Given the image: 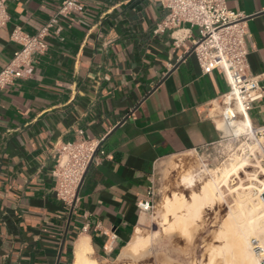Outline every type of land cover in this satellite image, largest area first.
<instances>
[{"label":"crops","instance_id":"0c3cea01","mask_svg":"<svg viewBox=\"0 0 264 264\" xmlns=\"http://www.w3.org/2000/svg\"><path fill=\"white\" fill-rule=\"evenodd\" d=\"M62 1H7L0 70L19 48L14 28L37 33ZM82 2L86 11L47 37L33 76L0 89V264H75L81 242L99 262L118 258L152 224L139 202L158 162L229 133L221 113L230 85L190 54L196 27L185 24L176 46L170 30L154 32L167 12L162 0ZM228 6L247 15L250 71L263 73L264 0ZM247 122L264 125V97ZM74 140L101 141L105 153L70 206L56 194L53 167L61 144Z\"/></svg>","mask_w":264,"mask_h":264},{"label":"built area","instance_id":"2783aa9c","mask_svg":"<svg viewBox=\"0 0 264 264\" xmlns=\"http://www.w3.org/2000/svg\"><path fill=\"white\" fill-rule=\"evenodd\" d=\"M7 1L0 0V29L11 18ZM162 3L167 12L157 22L154 32L170 30L175 45L181 46L187 34L180 31H190L184 25L189 24L198 29V35L193 38L189 48L190 54L195 55L204 73L218 70L227 78L230 89L222 99V122L237 127L236 123L241 121L240 116L243 113L249 114L254 104L264 97V72L253 74L249 67L247 38L250 32L247 15L231 9L228 0H162ZM85 11L86 6L82 0H63L55 14L37 33H28L20 26L15 27L11 39L19 44V48L0 70V89L14 84L16 80L31 78L36 55L47 52L46 39L62 30L61 19L73 20V14H83ZM248 135L257 138L264 162V125H252ZM104 153L101 141L74 140L62 143L53 167L58 198L71 206L77 198L78 188L91 160L94 161L98 154ZM154 200L153 184L148 189L147 198L141 200L139 206L144 211H150ZM260 256L264 264V253Z\"/></svg>","mask_w":264,"mask_h":264},{"label":"rangeland","instance_id":"374dc122","mask_svg":"<svg viewBox=\"0 0 264 264\" xmlns=\"http://www.w3.org/2000/svg\"><path fill=\"white\" fill-rule=\"evenodd\" d=\"M242 118L243 115L240 116V119ZM247 123L248 122H240L237 124L240 132H243L245 128H247ZM248 145L254 147V156L251 157V163L244 172H239L237 175L230 176L226 179V182L222 185L224 191V197L222 199L218 200L215 205L213 204L212 208L208 205L205 206L207 208L204 207L199 217L190 221L186 228L176 223L171 224V222L174 221L172 213H169L168 221L166 220L164 201L167 197L174 193H182L190 200V196L193 192H199L207 179L211 176H217L223 166H225L234 155L242 154L243 149L247 148ZM261 158H263V152L255 136L248 135L247 133H241L239 136H236L231 132H225L224 137L214 144L181 152L159 161L156 165L154 174V206L149 211L152 224L148 229L143 230L144 235L149 239L146 247L147 253L143 256L146 261H144L143 257H135L132 261H137L139 264H192L191 261H193L192 257L194 254L196 264H209L212 244L218 246V243L221 244L223 242L221 232L224 230L225 224L229 221V213L236 215L237 217H235L239 218L238 222L241 221V224L244 223L242 225L246 227V230L250 229L251 224H249V222L252 221L251 223H254L260 219H264L263 205L256 207H252V204L240 205L237 201L238 197H236L238 196V189H240L242 185L246 186L250 179H254L255 175H257L255 180H259L258 182L264 179V162H262L263 159L261 160ZM186 171H193L194 174H197V181L192 187H187L180 183L181 177ZM235 189L237 190L235 191ZM261 196L260 199L264 200V197ZM246 224L248 225L246 226ZM263 232L264 230L257 231L256 233L259 235L255 236V233L252 238L253 251L259 252L260 250V253H255L258 254V257H261L260 255L264 253V251H262V249H264ZM206 247H208L209 252ZM119 256L116 258L117 260L100 262L103 264L114 261L119 262ZM215 256L216 254H214V257ZM217 257L218 258L215 257L210 264L214 262V264L225 263L221 256L217 255ZM139 258L140 260L142 258V261H140ZM260 260H262V258H260Z\"/></svg>","mask_w":264,"mask_h":264},{"label":"bare ground","instance_id":"6f19581e","mask_svg":"<svg viewBox=\"0 0 264 264\" xmlns=\"http://www.w3.org/2000/svg\"><path fill=\"white\" fill-rule=\"evenodd\" d=\"M242 115H243V118L241 119L240 122L246 123L247 113L245 114L243 113ZM238 123H236V125ZM225 126L228 129L229 133L231 132L232 134L236 136H239L241 133L249 134L250 127H251L247 125V128H245L243 132H240L239 127H234V126H230L227 124H225ZM253 149H254L253 146L248 145L247 148L243 149L242 154L234 155L230 159V161H228V163L225 164V166H223V168L219 171V174L217 176H211L209 179H207L204 182L199 192H193L191 194L190 200H188L186 196L182 193L181 194L174 193L173 195L167 197L164 201V207L166 211V215H165L166 220L168 221L169 213H172L174 221L173 222L169 221V222H171V224L176 223V224L182 225L183 227L186 228L187 225L190 223V221L196 219V217H199L200 213L202 212V209L205 206L208 205V206H211L212 208L213 204L215 205V203H217L218 200L224 197V191L222 189V185L224 184V182H226V179L229 178L230 176L237 175L239 172H244L245 169L249 166V164L251 163V157L254 156ZM256 176L257 175L254 176V179H250L246 186L242 185V187L238 189V191H240V192L237 191L238 196H236L238 197V200H237L238 204L240 205H245V204L251 205L252 204V207H256L259 205L264 206V200L262 199L263 200L262 201L260 199V196L264 193V179H261V181L258 182L259 180L257 181L255 180ZM196 181H197V174H194L193 171H186V173L182 175L180 183L182 185H186L187 187L188 186L192 187L195 185ZM236 190L237 189H235V191ZM262 196L264 197V194ZM232 212H235V211H232ZM235 216L236 215H233L232 213L228 214L229 221L225 224L224 230H222L221 232L223 242L221 244L218 243L217 244L218 246H214L215 244L214 245L212 244V247L210 249L212 255L210 254L209 264L210 262H213V259L215 257L218 258L217 255L221 256V258L225 262L224 264H263L262 260H260L261 257H258V254H255L257 251L254 252L252 249V242H253L252 238H253V234H255L257 231L264 230V219H260L257 222L253 221L254 223H251L252 222L251 221L252 218H251L250 220L251 222H249V224H251L250 229L246 230V227L242 225L244 223L241 224L240 223L241 221L238 222L239 218H236L237 216L236 217ZM247 225L248 224H246V226ZM257 235L259 234L256 233L255 236ZM148 242H149V239L148 237H146V235H144L143 230L138 229L136 233L134 234L133 238L123 248L122 252L120 253V256H119L120 261L119 262L117 261L107 262L104 264H139L137 261H132V260L135 257L145 256V254L147 253L146 247L148 245ZM206 248L208 250V247ZM90 250H91L90 247L85 242L79 243L76 249L75 264H103L99 262L97 259L91 258L88 255ZM207 250H206V253H207ZM259 253H260V250H259ZM214 254H216L215 257H214ZM143 258H144V261H146L145 257ZM192 258H193V261H191L192 264H196V261L194 259V254ZM221 258H220V261H221ZM140 261H142V258ZM214 263H211V264H214Z\"/></svg>","mask_w":264,"mask_h":264},{"label":"water","instance_id":"95a60500","mask_svg":"<svg viewBox=\"0 0 264 264\" xmlns=\"http://www.w3.org/2000/svg\"><path fill=\"white\" fill-rule=\"evenodd\" d=\"M190 53H191V52H190ZM263 85H264V81H263ZM92 162H93V159L91 160L90 164H91ZM90 164H89V166H90ZM89 166H88V168H89ZM88 168H87V170H86V172H85V174H84V176H83V178H82L81 184H82V182H83V180H84V177H85V175H86V173H87V171H88ZM81 184H80V186H81ZM80 186H79V188H80ZM79 188H78L77 196H78V193H79Z\"/></svg>","mask_w":264,"mask_h":264}]
</instances>
